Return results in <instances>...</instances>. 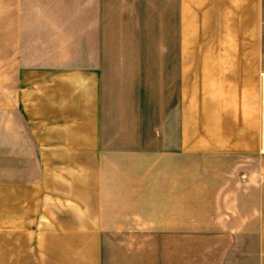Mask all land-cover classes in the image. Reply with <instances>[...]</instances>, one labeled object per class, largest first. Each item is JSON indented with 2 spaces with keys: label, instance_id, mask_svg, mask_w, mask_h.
<instances>
[{
  "label": "rangeland",
  "instance_id": "1",
  "mask_svg": "<svg viewBox=\"0 0 264 264\" xmlns=\"http://www.w3.org/2000/svg\"><path fill=\"white\" fill-rule=\"evenodd\" d=\"M127 4L94 11L99 23L91 31L111 40H81L78 57L56 55L55 41L40 42L29 58L33 68L63 71L27 73L31 84H9L0 72V176L30 174L33 209L71 207L75 193L56 180L72 173L55 153L45 160L39 152L34 132L40 127L28 118L19 92L48 97L57 84H106L108 124L126 108L134 129L126 152L101 154L94 205L112 231L96 234L97 240L114 242L106 249L114 264L136 257L142 252L136 246H143L144 264H203V224L230 225L233 204L240 223L249 213L256 223L264 220L263 86L232 84L230 77L219 82L218 74L203 72V9ZM78 27L81 33L90 28ZM102 45L109 55L93 49ZM70 48L65 42L63 52ZM9 129L32 131L30 161L6 143ZM246 242L258 245L255 238Z\"/></svg>",
  "mask_w": 264,
  "mask_h": 264
},
{
  "label": "crops",
  "instance_id": "2",
  "mask_svg": "<svg viewBox=\"0 0 264 264\" xmlns=\"http://www.w3.org/2000/svg\"><path fill=\"white\" fill-rule=\"evenodd\" d=\"M145 2L147 8H175L182 2L184 8L203 9V72L218 74L219 82L230 77L227 82L232 84H262L264 96V0ZM112 7L127 9V0H0V72L8 74L9 84H31L25 79L27 73L63 71L33 68L29 58L42 48L41 41H55L58 56L78 57L81 40H111L103 34L96 36L91 26L99 23L95 10ZM81 23L90 26L87 32H80ZM45 25L54 26L47 29L54 32H44L41 26ZM69 41L72 52L64 53ZM97 48L103 50L102 56L109 55V46L93 49ZM105 85L57 84L56 94L48 97L19 92L28 118L36 122V129L40 127L34 132L39 152L45 160L47 154L55 153L61 168L72 173L56 181L62 190L71 189L75 199L68 201L71 207L33 209L31 175L16 177L8 170L7 176H0V264H114L115 258L106 251L114 242L97 240L96 235L112 231L102 219L104 210L94 205L97 170L102 153L127 151L134 127L126 108L115 124H108ZM43 127H49L47 133ZM5 133L6 143L28 153L30 161L32 131L9 129ZM237 215L238 206L233 204L230 225L217 223L218 219L203 224V264H264V220L256 223L255 214L249 213L240 223ZM252 238L258 239L256 247L246 242ZM136 249L142 252L121 264H144L143 246Z\"/></svg>",
  "mask_w": 264,
  "mask_h": 264
}]
</instances>
